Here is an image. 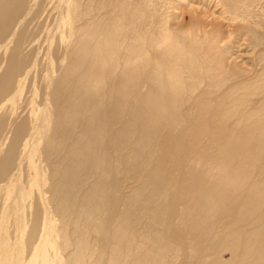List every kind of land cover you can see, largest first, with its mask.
<instances>
[{"label": "bare ground", "instance_id": "6f19581e", "mask_svg": "<svg viewBox=\"0 0 264 264\" xmlns=\"http://www.w3.org/2000/svg\"><path fill=\"white\" fill-rule=\"evenodd\" d=\"M191 11L0 0V264H264V68Z\"/></svg>", "mask_w": 264, "mask_h": 264}, {"label": "rangeland", "instance_id": "374dc122", "mask_svg": "<svg viewBox=\"0 0 264 264\" xmlns=\"http://www.w3.org/2000/svg\"><path fill=\"white\" fill-rule=\"evenodd\" d=\"M239 1L244 3L246 8L234 11L230 5L218 4L215 0H152L162 17L168 16L170 22L179 21L177 23L180 26L184 23L182 27L188 25V13L193 14L191 8L196 12L195 15L209 22V25L216 26L223 22L224 25L220 29L224 30L221 37L224 41L225 57L232 56L244 70L249 69L256 73L264 68V0ZM231 18H235L234 21H230ZM226 19L229 22H226ZM2 147H5V144ZM44 197H47V194ZM166 233L168 236L171 228ZM179 248L178 260L179 263L184 264L189 261L188 252L181 242ZM218 256L226 261L230 253L220 250Z\"/></svg>", "mask_w": 264, "mask_h": 264}]
</instances>
